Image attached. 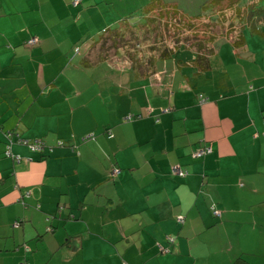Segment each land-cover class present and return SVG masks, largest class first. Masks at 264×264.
<instances>
[{"label": "crops", "instance_id": "crops-1", "mask_svg": "<svg viewBox=\"0 0 264 264\" xmlns=\"http://www.w3.org/2000/svg\"><path fill=\"white\" fill-rule=\"evenodd\" d=\"M149 1L0 0V264H264V38L221 35L207 69L186 48L145 79L76 80L88 22Z\"/></svg>", "mask_w": 264, "mask_h": 264}, {"label": "trees", "instance_id": "trees-1", "mask_svg": "<svg viewBox=\"0 0 264 264\" xmlns=\"http://www.w3.org/2000/svg\"><path fill=\"white\" fill-rule=\"evenodd\" d=\"M73 1L74 0H72V3L75 5L79 2L78 1L74 3ZM241 1L242 0H200L199 3L202 4L199 5L198 12L196 14L190 15L185 14L183 10L176 7L175 5L168 4L164 0H150L147 4L143 6V8L139 10V14H136L135 17L125 18L123 19V21L115 23V28L113 29L110 28L113 25L105 28V30H103L102 32L103 34H101L97 39L93 37L91 43L87 44V47L85 46V52L83 55H86L81 59V62L75 65L72 64V66L77 67L79 69H84L88 67L92 68V66L97 65L98 62L106 60L109 56L107 54V51L105 52V49L102 50L99 49V47H95L96 43L100 42L101 48L113 49L114 53L118 54L120 52V55H124L126 57L127 62L128 60H130V63L128 65V72H130V74H133L132 76L135 78V81L145 79L154 75L161 61L164 62L165 60L175 58L176 54L181 49H192L195 52L194 58L190 61L195 65L199 66L201 70L210 68L211 62L208 55L213 49L212 44L215 43L214 41H216V39L219 38L221 35H227L231 33L236 36L233 39V45L237 49H240L242 45H244L245 32L243 30L245 29L248 22L251 21L249 20L250 17L256 16L254 12L256 8L254 7L252 8L253 10H251L249 7H246V5H244L246 3L243 4ZM249 1L251 4H256L260 6L258 2H260L261 0ZM227 9L231 11L232 26L223 33V24L227 18L226 15L228 13ZM257 12H260V10H258ZM205 18H208L207 21L203 20ZM177 22L182 25L184 31L190 30V32L188 33L192 32V34H182L184 33L182 29L181 32H174V29L178 30L176 28V25L178 24ZM196 23L198 25L201 24L200 26L202 29V37H200L199 39H196ZM213 28H220L221 30L217 31V35H215L211 32V29ZM167 29L171 30H169L168 32L170 33V36L174 37L172 45L168 44L163 40V32H166ZM255 30L258 31L264 38V30L257 27H255ZM98 32H101V29ZM31 37L33 36H30V38ZM30 38L28 37V39L25 40V43ZM160 38H162V40H159ZM146 43H149L148 50L150 51L148 55L138 56V53L136 51L142 50L139 47L141 46V44ZM73 49V55L78 54L80 52L79 45L75 46ZM120 55L119 57H122ZM10 131H6L4 134L7 137V143L3 150V155L14 160H18V157L14 156L11 150L9 153H7L8 146L11 147L12 145ZM20 138L27 140L30 144H38L40 143V141L41 143L43 142L39 138L30 140L22 136H19L17 140H19ZM60 143L62 142L60 141ZM26 145L29 146L28 144ZM207 147L209 146L205 145L200 148L204 149ZM199 149H197V151ZM44 150H52V147L44 144L42 150L34 151L43 152ZM208 152L210 151L201 153L197 157H201ZM195 153L194 155L196 156ZM171 170L173 175H177L180 177H184L187 173L185 170H181L182 173L180 174L174 172L173 168ZM118 173L119 170L117 173H113V171L110 169L108 176L112 178ZM210 209L213 216L218 218L221 217L222 212L221 210H219V208L215 206V204H211ZM215 210L220 211V214H214ZM176 217V220L178 221V218L183 216L177 215ZM168 239L170 240V238ZM163 250L167 249L163 248ZM235 264L247 263L237 259Z\"/></svg>", "mask_w": 264, "mask_h": 264}, {"label": "rangeland", "instance_id": "rangeland-1", "mask_svg": "<svg viewBox=\"0 0 264 264\" xmlns=\"http://www.w3.org/2000/svg\"><path fill=\"white\" fill-rule=\"evenodd\" d=\"M241 2L243 4L246 3L244 5H246V7H249L251 10H253L252 8H254V7L256 8L255 11H254L256 16H251L250 17L249 20H251V21L248 22V24L246 25L245 29L243 28L244 29L243 31L245 33H248V35H255L259 39H262L263 40L262 35L258 31L255 30V27L261 28L262 30H264V16H263V14H264V0H261L260 2H258L260 6H258L256 4H251L249 0H242ZM254 5H256V6H254ZM258 10H260V12H257ZM31 13H34V12H31ZM36 13H39V12L36 11ZM32 15L34 16V14H32ZM226 16H227V18H226V20L224 21V24H223V27H224L223 28V33L225 31H227L228 28H230L232 26V24H231L232 19H231V11L230 10H228V13H227ZM94 18H92V20H90L91 23L88 22V27H89L88 39H89L91 33L95 34L94 35L95 39L99 38V36L101 34H103L102 32H98L99 34L97 33L98 27L107 28V24L105 22H103L104 21L103 19L99 20V19H97V17H94ZM207 19L208 18H205L203 20L207 21ZM87 20L88 19H85V22H87ZM252 24H254V25H252ZM114 25L115 24H113V26H111L110 28L111 29L115 28ZM200 25H198L196 23V26H197L195 28V30H197L196 39H199L200 37H202V35H201L202 29H201V26ZM73 26L75 27V25H73ZM176 28L178 30L174 29V32H177V31L181 32V29H182V31L184 32L182 34H186V35L192 34V32L191 33H188V32H190V30L184 31L183 30V27H182V25L180 23H178L176 25ZM169 30L170 29H167L166 32L165 31L163 32V36H164V39L163 40L165 42H167L168 44L172 45L173 44V38L174 37L173 36H170V33L168 32ZM220 30H221L220 28H216V29L213 28V29H211V32L214 33L215 35H217V31H220ZM76 39L77 40L75 42H79L80 41L77 44V45H80L81 40L84 39V36L82 35L80 37L79 35H77V38ZM159 40H162V38H160ZM216 41H218V39H216ZM219 41H221L223 43H227L225 39H219ZM36 43H37V40L34 37H31L25 44L33 46ZM90 43H91V40L88 42V44H90ZM248 43L250 45L252 44L253 47H254V44L252 42L250 43V41H249ZM148 44L149 43L141 44V46L139 48L142 49V50H139L137 48L139 50V51H136L138 53V56L148 55V53L150 51V50H148V48H149L148 47ZM218 46H219V44H216V47H218ZM95 47H99V49H102V50L105 49L104 51L105 52L107 51V54L109 55L108 58L106 60H102V61L98 62L97 65L92 66L94 69H91L90 71H85L84 73H81V75H82L83 78L82 79H76V80L77 81L80 80V81H83L84 82L85 81V76H89V79L88 80H90V81L93 82L96 79L95 78V76H96L98 78V82H103V84L105 86H108L107 85V82H111L113 80V78L115 79V78H117L118 75L121 74V72L119 70V66H124L125 67V70L128 69L129 68L128 65L130 63V60L127 59L128 60V62H127L126 61V57L124 55H120V52L118 54L117 53H114L113 49H110V48H101L100 47V42L96 43V46ZM181 51L184 52L186 50L181 49L179 52H181ZM84 52H85V47L83 46V47H81V50H80V52L78 54L73 55V53H71V56L69 57L72 60L71 63L73 65L79 64L81 62V59L86 55V54L83 55ZM119 55L122 56V57H119ZM92 57H93V55H92ZM59 67L60 66H56V68H59ZM87 72H90L89 75H88ZM90 74H94L95 76L94 75L90 76ZM129 117H132V115H130V114L127 115L125 119H128ZM19 143H22V142L19 141Z\"/></svg>", "mask_w": 264, "mask_h": 264}, {"label": "built area", "instance_id": "built-area-1", "mask_svg": "<svg viewBox=\"0 0 264 264\" xmlns=\"http://www.w3.org/2000/svg\"><path fill=\"white\" fill-rule=\"evenodd\" d=\"M79 0H74L73 2L74 3H76V2H78ZM18 141H20V142H22L23 144H28L29 145V147L31 148V149H33V150H42L43 149V142L41 143V141H40V143H38V144H30L27 140H25V139H19ZM207 151H211V147L209 146V147H207V148H200L195 154H196V156H198V155H200L201 153H205V152H207ZM10 152V147L8 146V148H7V153H9ZM173 170H174V172H176V173H182V171L180 170V168H178L177 166H173ZM177 170V171H176ZM113 171V173H117L118 172V169H113L112 170ZM214 214H216V215H219L220 214V211H218V210H215L214 211Z\"/></svg>", "mask_w": 264, "mask_h": 264}]
</instances>
